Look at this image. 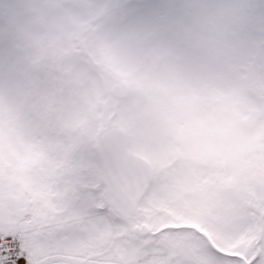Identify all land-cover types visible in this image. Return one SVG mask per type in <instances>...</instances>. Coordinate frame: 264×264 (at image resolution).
<instances>
[{"label":"rangeland","instance_id":"rangeland-1","mask_svg":"<svg viewBox=\"0 0 264 264\" xmlns=\"http://www.w3.org/2000/svg\"><path fill=\"white\" fill-rule=\"evenodd\" d=\"M107 1L86 0L84 2L80 1V3L70 0V5H66V0H63L68 17L63 12H59V9L64 5L58 0H48L46 4L41 5L43 7L42 13L47 15L50 12L49 17L51 18L48 34L51 40L47 53L50 56L47 59L48 64L51 65L52 56L59 55V51L68 48L71 37L78 35L76 30L85 31L89 27V23L93 22L92 29H94V32L100 25L101 29L97 31L99 39L96 42V46H91L92 50L97 49L99 58L106 60L108 63L112 62V67L109 69L112 77L119 80L129 77L133 87L136 88L147 81L146 70L151 67L155 68L158 84L162 89H169V93L166 94L165 92L162 95L153 93L151 97L148 96L140 105L137 104L138 95H135L132 98V105H136V108H123V123L124 125H129L133 122L131 130L135 135V140L130 144L131 149L149 158L161 175H164V170L166 169H171L173 172L174 169L171 166L173 163L177 168V172L174 175L175 188L174 185L163 184L159 181H156L151 186L146 203L143 202L141 204L143 216H148L149 218L161 217L166 223L189 221L198 225L201 229L207 228L208 243H205V245L201 244L204 247L202 252L206 259L215 261L220 257L219 254L224 255L223 257L226 258H231V255L237 256L238 254L232 250L222 237L221 230L238 233L245 226L252 225L255 227L256 224L252 221V216L256 217V223L259 222L261 226H264V164L256 163L255 161L258 158L253 159L249 163L239 162L241 155L247 150L253 151L254 157L264 158V118L252 131L244 132L238 126V122H235L228 114L227 108L223 106V103H211V96L215 93L225 97V99L222 98L221 100L224 102V100L232 99L238 92L234 85L228 83V79L221 77L222 72L226 71L222 69L223 61L218 63L219 68H217L209 63L207 57H201L200 59L195 57L193 50L209 48L206 42L202 44L204 47H200L201 43H197L195 39H191V42H185L177 38L172 39L168 26H172L175 23L174 20L176 17L178 18V14L183 15L179 17H183L181 19H184L183 24H186V29L189 26L197 29L202 41L206 40L209 42L211 38H214L213 32L209 30L200 31L197 28L196 21L190 16L191 14L185 13L182 7L183 0H167L171 2L167 8L163 2L151 3L153 8H159L153 24H155L154 27L157 30L161 31L162 35V38L158 35L152 39L149 38V35H142L144 31L141 30L145 27L142 26L145 25L143 18H136L133 22L131 21L132 23L129 22V34L126 32L125 24L122 27H118L113 22L108 21V12L105 11ZM223 1L220 0L216 3L215 0H202V5L198 7L203 12L220 11V7L223 6L222 8L224 9L228 7V4H224ZM2 4L8 9L10 19L15 20H12L15 30L12 36H7V33L11 31L8 24L9 21L0 18V72L2 73L0 78V96L10 101V105L14 106L12 110L14 112L16 111V104L12 99V90L8 85L9 75L14 73L20 76L21 73H25L21 67V62L23 59H35L36 48L34 41L39 37L32 28L30 15L23 14V12L27 11V5L22 0H2ZM124 4H129L126 8L133 6V8L137 7L141 11L146 6H149L147 0H124L121 5L124 6ZM258 9L259 12L257 14L264 18V0H258ZM164 19L165 22L162 24ZM199 25L204 29L203 22H200ZM104 26L107 30H103L102 27ZM150 26L152 27L153 25ZM256 28L258 31L259 28L257 26ZM262 28H264V23ZM108 31L113 34V37H109ZM261 35L259 32L253 33V40L262 43L264 38ZM2 39L11 41L12 46H18V48L5 49L1 45ZM228 42L230 41H224V48H227ZM158 47L160 48L159 54L167 52L170 55L163 56L154 62L152 56L157 59L159 54L153 55V50ZM21 50H25V52L19 53ZM220 53V56H223L222 54L230 56L228 49ZM44 54L47 55L45 52ZM178 55L181 57V62L176 63L174 62V57ZM244 55L251 58L253 52L251 49L244 50ZM214 56L218 55L215 54ZM142 61L146 67L139 68L138 65ZM256 66L258 72L255 82H258L264 91V51H262ZM71 70L74 81L84 74L81 68L77 70L72 68ZM48 73H51L50 66ZM133 73L134 75H131ZM95 80L98 84L103 81L101 77H96ZM180 83H183L184 86L179 88ZM102 84H105V82ZM238 88L240 89V87ZM103 91H105L104 87ZM91 93L92 89L86 86L80 95H91ZM183 95L189 96L186 102L180 101V97ZM162 98L165 99V104H162L164 102ZM173 98L176 99L171 101ZM238 98L245 99L242 89H240ZM63 99L65 109L56 111V118L62 120L68 126H72L78 122L79 115H81L79 110L82 108L83 102L79 103L78 101V105H75L74 101L71 100V93H66ZM252 106L255 107L256 105L249 99H245V103L237 106L235 111L241 116L247 113ZM159 107L166 112L174 114L173 119L166 120V117L161 115ZM189 111L192 112L190 114L192 125L181 126L178 117L188 114ZM94 126V124L91 125V135H94ZM9 129L14 132L17 127L14 124ZM1 138L4 139V134H1ZM156 140L161 141V143ZM169 143H180L182 145L181 156L191 161H197V168L188 164L184 167L181 163L176 165V162H174L175 156L171 153L174 147L169 146ZM210 146L214 149H210ZM10 148L14 149L13 143ZM2 150L3 157L8 150L7 142L3 144ZM220 160L226 162L225 172H220L216 168ZM82 164L87 168H92L94 172L92 159L86 157L82 159ZM210 165H213L214 168L208 169L207 166ZM234 165H237L235 173L233 170ZM204 166L207 167L205 171ZM179 168H181L180 173ZM242 173L247 175L248 187L251 189L249 195L254 196L253 201H255L253 204L251 202L249 204L245 203L246 208L245 205H235L237 201L236 194H228L222 190V194L218 196L221 202L219 204L214 199L215 192L205 189L208 185L218 184L221 186L224 181L231 182L233 177L238 180L241 178ZM196 187L202 189V191L200 193L196 192ZM163 191H169L171 196L163 194ZM221 205L228 206L226 211L233 212L231 218L225 216ZM248 205H252V207L249 208ZM161 206H167V208L173 209L174 212L169 213L167 211L163 213L160 211ZM50 216L53 215L51 214ZM164 227L166 225L157 227L156 230H161ZM5 228L0 227V231ZM113 230L116 235H120L121 229L113 228ZM179 233H183L185 237L189 236V233L183 230H180ZM106 239L109 244L120 246L125 242V238L121 240L113 236H106ZM210 240L213 242L212 247L209 246ZM44 245L45 242L40 241L35 248L36 253L41 256H46ZM125 246L123 247L124 251L130 257L134 258L143 254L135 251L131 246L126 244ZM186 246L184 245V248ZM219 250L222 253H219ZM155 256L159 259L169 255L165 251H161L160 253L157 252ZM28 257L32 260L33 254L28 252Z\"/></svg>","mask_w":264,"mask_h":264},{"label":"trees","instance_id":"trees-1","mask_svg":"<svg viewBox=\"0 0 264 264\" xmlns=\"http://www.w3.org/2000/svg\"><path fill=\"white\" fill-rule=\"evenodd\" d=\"M22 66L25 71L22 77L13 73L8 79L12 92L18 90L17 94H20L13 99L16 111L12 112L14 108L10 102L0 96V219L2 221L32 212L31 208L44 214L53 213L54 216H60L66 212L70 201L83 204L88 194L98 193L99 189L95 173L91 168L83 167L81 162V158L89 151L87 143L91 135L87 130L88 126H84L83 123L79 126V134L81 137L84 136L83 141L74 140L77 137L70 134L61 135V131L64 130L63 124L51 120V113L58 105L56 89L51 78L42 70L36 71ZM63 86L68 90V81H65ZM92 97L87 98L86 108L92 117H95L94 108L103 100L99 94ZM112 104L108 101L106 106ZM14 124L22 128V131L18 132L16 129L14 132L11 131L9 128ZM30 132L35 136H30ZM45 132L55 135L58 139L57 144L50 151L45 149L35 153L32 162H29L34 150V142L31 140H35L38 134ZM1 134H4V139L1 138ZM63 141L68 145L63 144ZM5 142L8 151L2 157V147ZM12 143L20 149L21 158L10 148ZM15 190L18 191L16 195L13 194ZM11 196L18 198L15 203L10 201ZM64 202L67 204L66 207ZM45 230L48 232L49 227ZM109 236L108 234L107 237ZM31 243L35 244V242ZM184 249L181 248V251Z\"/></svg>","mask_w":264,"mask_h":264},{"label":"snow or ice","instance_id":"snow-or-ice-1","mask_svg":"<svg viewBox=\"0 0 264 264\" xmlns=\"http://www.w3.org/2000/svg\"><path fill=\"white\" fill-rule=\"evenodd\" d=\"M56 227L45 235L46 256L36 253L31 241H25L22 250L11 237L0 238V264H24L17 259L23 252L33 254L32 264H264V226L258 222L241 231L221 230L222 237L241 258L219 257L206 259L198 246L188 245L183 251L156 258L158 245L164 243L160 237H152L157 227L166 225L161 217L141 221L127 211L118 194L111 188L88 194L83 204L70 201L66 212L57 218ZM113 228L121 229L127 236L124 242L142 255L130 257L123 246L109 244L106 236Z\"/></svg>","mask_w":264,"mask_h":264},{"label":"water","instance_id":"water-1","mask_svg":"<svg viewBox=\"0 0 264 264\" xmlns=\"http://www.w3.org/2000/svg\"><path fill=\"white\" fill-rule=\"evenodd\" d=\"M127 92L126 85L115 89L120 98L125 97ZM100 155L105 185L118 194L129 213L135 214L138 202L152 180L151 167L127 151L126 136L121 130H112L104 136Z\"/></svg>","mask_w":264,"mask_h":264},{"label":"bare ground","instance_id":"bare-ground-1","mask_svg":"<svg viewBox=\"0 0 264 264\" xmlns=\"http://www.w3.org/2000/svg\"><path fill=\"white\" fill-rule=\"evenodd\" d=\"M22 260L24 261V264H26L25 259L23 258Z\"/></svg>","mask_w":264,"mask_h":264}]
</instances>
